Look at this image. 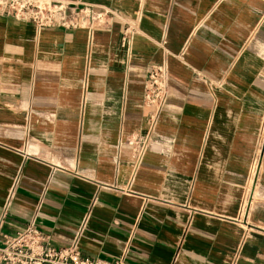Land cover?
<instances>
[{"label":"crops","instance_id":"0c3cea01","mask_svg":"<svg viewBox=\"0 0 264 264\" xmlns=\"http://www.w3.org/2000/svg\"><path fill=\"white\" fill-rule=\"evenodd\" d=\"M64 1L122 19L90 32L0 14V214L17 178L1 233L37 209L50 244L84 255L264 264V0Z\"/></svg>","mask_w":264,"mask_h":264},{"label":"built area","instance_id":"2783aa9c","mask_svg":"<svg viewBox=\"0 0 264 264\" xmlns=\"http://www.w3.org/2000/svg\"><path fill=\"white\" fill-rule=\"evenodd\" d=\"M0 14L30 21L38 28L85 27L90 32L108 25L114 18L122 19L119 13L106 6L64 0H0ZM133 32L134 28L127 24L123 37L130 38ZM167 89L168 71L165 63L153 64L144 82V102L151 108V126L166 104ZM143 148L144 145L139 148L135 166L140 161ZM16 184L17 178L6 193L0 214V264H127V247L117 257L106 259L82 254L77 243L65 247L53 246L48 241L49 235L36 223L37 209L28 223L14 235L2 234L1 224L8 212ZM88 219L89 214L84 215L79 231L85 228Z\"/></svg>","mask_w":264,"mask_h":264}]
</instances>
